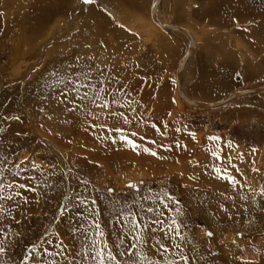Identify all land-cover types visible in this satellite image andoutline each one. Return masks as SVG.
Here are the masks:
<instances>
[{
    "label": "rangeland",
    "instance_id": "374dc122",
    "mask_svg": "<svg viewBox=\"0 0 264 264\" xmlns=\"http://www.w3.org/2000/svg\"><path fill=\"white\" fill-rule=\"evenodd\" d=\"M51 1L58 9L49 25L43 24L48 36L30 40L32 47L42 41L48 53L62 45L71 49L76 47L72 37L87 32L93 39L92 34H100L95 47L106 52L93 51L101 58L92 69L98 80L92 79L81 102L79 82L70 81L78 92L68 82H35L47 65V53L43 63L35 51L17 58L15 13L8 22L0 14V264H97L86 253L85 228L92 239L106 242L121 264L130 256L137 264H147L144 256L159 264H184L181 251L188 264H264V93L215 110L187 107L177 95L176 80L187 41L155 27L151 8L156 0ZM251 15L264 22V0L163 1L160 20L196 38V56L183 80L191 99L215 103L264 86V42L250 31L258 22ZM105 18L110 27L103 26ZM156 37L164 43L156 44ZM213 48L231 51L224 58ZM132 85L140 97L132 95ZM95 91L114 106L97 108L105 114L111 110L112 117L93 124L86 116L93 109L85 102ZM118 129L139 147L121 142ZM230 177L237 183H230ZM81 200L86 203L80 205ZM122 208L137 213L142 226L148 223L142 232L145 244L133 239L135 233L120 243L128 232L117 220L123 218ZM157 220L163 223H153ZM169 226H178L184 239H171ZM157 239L181 248L158 252Z\"/></svg>",
    "mask_w": 264,
    "mask_h": 264
},
{
    "label": "bare ground",
    "instance_id": "6f19581e",
    "mask_svg": "<svg viewBox=\"0 0 264 264\" xmlns=\"http://www.w3.org/2000/svg\"><path fill=\"white\" fill-rule=\"evenodd\" d=\"M56 1V0H54ZM163 1L164 0H161L160 1V4L158 6V12H157V17H158V22H160L161 24L165 25V26H168V27H175V28H179V29H183L185 31H187L193 38L194 40V48L192 50V53L190 54L189 56V59L187 60L184 68H183V74H182V78L179 82L178 80V77H177V71H176V80H177V95L179 97V99L184 103L185 106L187 107H190V108H193V109H197V110H215V109H219L223 106H225L226 104L232 102L234 103L236 100H239V99H248V98H251V96H255V95H259V94H263L264 93V90L259 92V93H255V92H251L253 90H257V89H261V88H264V86L262 87H257V88H252V89H245L243 91H236L235 93L231 94L228 98L222 100V101H218V102H223L220 106H217V107H201V106H197L195 105L194 103H203V104H206V105H212V104H215V103H218V102H215V103H206V102H199V101H196L194 99H191V97H189L186 93H185V90H184V83H183V80H184V74L186 73V71L188 70L190 64L193 62L195 56H196V50H197V44H196V38L194 36V34H192L190 31L182 28L181 26H171V25H167V24H164L161 20H160V17H159V11L161 9V5L163 4ZM156 2V1H155ZM155 2L153 3V6L151 8V18H152V22L154 23L155 27H157V29H160L161 31H165V32H169L170 34H173V35H181L182 38H184L186 41H187V50H186V54L189 50V47H190V44H191V39L188 35H186L185 33H182V32H174V31H171L169 29H164L162 28L154 19H153V16H152V10H153V7L155 5ZM56 3V2H55ZM53 1L51 0H11V4H9L8 2H5V0H0V14H4L6 15L5 19L7 20L8 22V15H11L13 12L15 13V19H16V23H18V30L19 32L16 33V46H15V50H16V53H17V58H21L23 57V53L26 54L27 50L28 52L29 51H35L37 52L36 55L39 56V59L42 57V63H43V55L44 53H47V56H48V59H47V65L43 68L42 72L36 77H34L33 79L35 80L36 83H40L42 81H47L50 82V81H56L58 83H66L65 85H67V82L68 84H70L71 82L70 81H74L75 83L79 82L81 84H87L88 87H82V92L83 95L87 92V91H90L88 90L89 86L91 84L94 85V81L97 79L98 80V77H94L93 76V71L92 69L95 71V69L97 68V66L94 64L95 60H100L101 58L100 55L98 56V58L96 57L97 54H93V51H95L96 53H99L101 52V48L100 47H95V45H100V34H92L94 39L87 33V32H84V33H80L79 35H76L74 38L72 37V40L75 41V44L73 46H76V47H72L70 49L71 46H61V49H51V52H49V46L45 45L42 41L40 42L39 45H37V47H32L33 46V43L32 41L30 40H33V39H36V41L38 40V38L40 39L41 35H46L48 36V31L49 29H46L44 27L43 24L47 23L48 24V20L49 22L51 21L52 17H54V15H52V13H54V11L58 8H56V4H55ZM55 5V6H54ZM55 8L54 10H52L51 8ZM51 9V10H50ZM57 13V12H56ZM55 13V14H56ZM60 13V12H59ZM250 16V15H249ZM252 17H254L255 19H257L258 22H252L253 23V27H255L254 29L255 30H250L251 33L253 31V35L254 37L259 40V41H262L264 42V22L261 21V17H255L254 15H251ZM245 17V15L243 16ZM251 17V18H252ZM59 18H60V15H59ZM56 19V18H55ZM62 20V18H60ZM227 19V18H226ZM229 22V21H228ZM59 24V23H58ZM230 24V23H229ZM250 24V23H249ZM248 24V25H249ZM41 25V28L38 29V27ZM49 25V24H48ZM109 22L108 20L105 18V21H104V25L103 26H109ZM224 25V24H223ZM60 26V25H59ZM58 26V28H59ZM110 27V26H109ZM74 28V27H73ZM110 29V28H109ZM228 29V28H227ZM51 30V29H50ZM72 30V29H71ZM64 33V32H63ZM28 34V38L26 37V35ZM23 37H26L27 40L29 41H26L23 39ZM50 38H53L52 40H56L57 38L55 37V35H53V33H51L50 35ZM157 38V37H156ZM96 39V40H95ZM51 40V41H52ZM164 39L163 38H157L155 40L156 44H161L164 43L163 41ZM34 41V40H33ZM48 41V40H47ZM247 41V40H246ZM254 41V40H253ZM54 42V41H53ZM53 42H51V45L53 44ZM48 43V42H47ZM247 43V42H246ZM29 48L31 50H29ZM99 48L97 51L96 49ZM25 49V50H24ZM95 49V50H94ZM215 53H220L222 57L226 58L227 56H229V52L231 51L230 49L227 48V51H225L226 48H223V53L216 49V48H213ZM102 51H105V50H102ZM27 52V53H28ZM94 52V53H95ZM106 52V51H105ZM185 54V55H186ZM15 55V54H14ZM184 55V56H185ZM151 56V55H150ZM183 56V57H184ZM107 59V58H106ZM108 60V59H107ZM183 60V58H182ZM181 60V62H182ZM109 61V60H108ZM107 61V62H108ZM17 62V61H16ZM106 62V60H105ZM181 62L179 63V66L181 64ZM42 63L40 62V65H42ZM110 64V63H109ZM230 65V64H229ZM233 65V64H232ZM179 68V67H178ZM12 69V68H11ZM178 70V69H177ZM85 73H87V77L84 75ZM28 77V76H27ZM107 77V76H106ZM26 78V76H25ZM94 78V79H93ZM92 79L94 81H92ZM98 82V81H96ZM109 82V81H108ZM111 84V83H110ZM130 84V83H129ZM70 86L73 88V90L71 91H76V89L74 88V86H72L70 84ZM132 95L136 98L140 97L139 96V93H138V90L136 91L135 88H136V85H132ZM93 87V86H92ZM57 90V89H56ZM182 90V91H181ZM108 91V90H107ZM183 93V97L181 95V93ZM250 91V92H249ZM96 92V91H95ZM242 92H246V94H242ZM74 93V92H73ZM90 93V92H89ZM88 93V94H89ZM138 93V94H137ZM94 94V93H93ZM75 95V94H74ZM80 95V94H79ZM132 95L130 96L131 100H133L132 98ZM71 96H72V93H71ZM67 97V96H66ZM94 98L91 99L90 102H85V105H86V108L87 109H93V111L89 112L86 116L88 117V119H90V121H93L92 123L94 124L96 120H99V119H107V118H111L112 115L110 114L111 113V110H108L110 111V113H100V111L97 109L100 107H104L103 104H99V103H102L101 101H97L96 98V95L94 96ZM69 99V97H67ZM73 99V98H72ZM92 100H95L96 102L95 103H92ZM139 100V99H138ZM187 100L189 101H192L194 102L193 104L189 103ZM61 101V100H60ZM66 101V100H65ZM118 101V99H117ZM82 102V101H81ZM103 103L104 104H107L108 108L109 107H113V106H110L111 105V100L110 98H103ZM183 103H180L181 105ZM63 104H59V106ZM66 105V104H65ZM82 105V104H81ZM97 105H101V106H97ZM142 105V104H141ZM120 106V105H119ZM183 106V105H182ZM64 107V106H63ZM106 107V108H107ZM107 108V109H108ZM124 108V107H123ZM67 109V107H66ZM81 109H84V108H81ZM105 109V108H104ZM117 109V108H116ZM75 110V109H74ZM85 110V109H84ZM122 110V109H120ZM82 111V110H81ZM80 111V112H81ZM119 111V110H118ZM65 112V111H64ZM80 112H78L80 115ZM88 112V110H87ZM63 113V112H62ZM66 113V112H65ZM116 112H114L115 114ZM69 114V113H68ZM113 114V115H114ZM123 114V113H122ZM73 112H72V114ZM83 115V114H82ZM117 115V114H116ZM111 116V117H110ZM66 117V116H65ZM81 117V116H80ZM84 117V116H83ZM119 118L121 119H124L126 120L125 118L123 117H120L118 115ZM82 121L84 122V120L82 119ZM127 121V120H126ZM81 122V121H80ZM114 120H109L107 121V123H113ZM87 124V123H86ZM102 124V123H101ZM83 125V124H82ZM92 125V124H91ZM103 125V124H102ZM105 125V124H104ZM111 125V124H110ZM89 127V126H88ZM97 127H98V123H97ZM110 127V126H109ZM90 129V127H89ZM111 129V128H110ZM95 131V130H93ZM107 132V131H106ZM105 132V133H106ZM176 132V131H175ZM174 132V133H175ZM69 133V132H68ZM96 133V132H95ZM92 134V133H91ZM98 134V133H97ZM108 134V133H107ZM109 135V134H108ZM96 137L98 138H101V134L97 135ZM109 137V136H108ZM187 137H192V136H187ZM187 137H185V141L187 139V141L189 140ZM193 138V137H192ZM103 140V138H101ZM101 140V141H102ZM98 141V140H97ZM100 141V139H99ZM104 141V140H103ZM194 141V140H193ZM195 142V141H194ZM99 144V142H98ZM189 144V142H188ZM177 145V143H176ZM102 146V145H101ZM193 148V147H192ZM181 150V149H180ZM183 150V149H182ZM182 153V152H181ZM162 154V153H161ZM167 154V152H166ZM200 154V153H199ZM202 152H201V156H202ZM207 154V153H206ZM163 155V154H162ZM204 155V154H203ZM158 157V155H157ZM207 157L208 154H207ZM166 158V155L165 157ZM206 156L203 158L205 159ZM157 159V158H156ZM207 159V158H206ZM194 161V160H193ZM201 161V160H200ZM198 162V161H197ZM196 162V163H197ZM204 162V161H203ZM211 162V161H210ZM202 163V161H201ZM183 164V163H182ZM213 164V163H212ZM212 164H209V165H212ZM223 164V163H222ZM178 165V163H177ZM204 166V165H203ZM198 168V167H197ZM192 169V168H191ZM214 169V168H213ZM179 170V169H178ZM204 171V170H203ZM194 172V171H193ZM208 173V172H206ZM204 174V173H203ZM212 174V173H211ZM209 175V174H208ZM215 175L212 174L211 177H214ZM217 177V176H216ZM224 177V176H223ZM206 178V177H205ZM222 182V181H221ZM225 185H228L230 186L229 184H226L225 182H223ZM133 187L135 186V184H129L128 187ZM138 189V188H136ZM241 193V192H240ZM239 198V197H238ZM242 198V197H241ZM241 198L237 199L239 200L240 203L243 204V202L245 203V199L242 200ZM232 200V199H231ZM236 200V202L238 203V201ZM223 201L224 198H223ZM226 204L228 203L227 201H225ZM233 202V200L231 201ZM235 203V202H233ZM232 204V203H230ZM236 204V203H235ZM239 204V203H238ZM237 205V204H236ZM247 205V203H246ZM229 206V205H228ZM234 206V205H233ZM238 208V207H237ZM260 214V213H259ZM258 215V214H257ZM224 216V215H223ZM210 233V234H209ZM207 236L208 237H211V232L208 231L207 232Z\"/></svg>",
    "mask_w": 264,
    "mask_h": 264
},
{
    "label": "snow or ice",
    "instance_id": "6c2138e0",
    "mask_svg": "<svg viewBox=\"0 0 264 264\" xmlns=\"http://www.w3.org/2000/svg\"><path fill=\"white\" fill-rule=\"evenodd\" d=\"M93 2H94V0H84V3H93ZM84 75L87 77L88 74L85 73ZM79 87H88V85L87 84H81ZM79 87H77V89H76L77 92L79 91ZM86 97H87V93H85L83 96H79L78 98L81 101H83V100H85ZM96 99H99L102 102L103 106L107 107V104L103 103V97L100 95L99 91L96 92ZM71 102H74V101H70V103ZM95 102H96L95 100H92V103H95ZM113 102H115V99L113 100ZM62 103H63V101H62ZM97 106H101V105H97ZM69 110L72 111L73 109H69ZM15 119H19V117H15ZM117 131L119 133H121V135L119 137L121 142L129 144L133 148V150H135L137 147H139L135 143L134 140L130 139L129 136H126V135L122 134L123 133L122 129H118ZM131 135L135 136L136 133H132ZM212 139L213 140H218L219 138L213 137ZM112 142L115 143L116 140L113 138ZM177 146H179V145H177ZM145 151H148L149 154H151V155H156L155 152H151L149 149H145ZM212 154L217 159H221V157L218 156V154L216 152H213ZM215 171H217L218 173L221 172L220 169H215ZM225 171H226V169H225ZM0 182H2V178H0ZM229 182L233 183V184L237 183L235 177H230L229 178ZM20 187L21 188H25L27 191H34V189L27 188L26 185H23V184H21ZM109 191H112V190H109ZM169 199H172V198L169 197ZM85 203H86L85 200H81L80 201V205H84ZM92 203L95 204V201L93 200ZM174 203L175 204H179L180 202L179 201H174ZM78 206L79 205H77V207ZM139 207H140V211H144L143 205H140ZM164 207L168 208V205L165 204ZM147 211L153 212L154 210L152 208H149V209H147ZM155 211H159V210H155ZM169 211H171V209H169ZM120 212H121V216L123 218L121 219L118 216L117 220H118L119 223H121L122 226H126L127 229H128L127 233H122L121 234L120 243L123 244L125 235L135 233V235L133 236V239L136 240L137 243H139L141 245L145 244L146 240H145L144 236L142 235V232H143L144 229H146L148 227V223L144 222L143 226H142L141 223L137 220V213H134V212H132L130 210L125 212L124 209L122 208L120 210ZM93 214H95V213L93 212ZM159 214L163 215V212H160ZM153 223H163V221L157 220V221H153ZM172 224L173 225L177 224V221H176L175 218L172 219ZM99 227H100L99 225H95L96 229H99ZM169 228H170L169 235H170L171 239L175 240L177 237H179L180 240L184 239V237L180 234V230H179L178 226L174 227V228L169 226ZM172 234H174V235H172ZM100 235L103 236L104 235L103 232H101ZM82 236H83V238L85 240L86 253L89 256H91L92 259L97 262V264H105V260H107L109 262H114V264H121V262L117 260L116 255H114L113 252L109 249V245L106 242H104L103 240L92 239L91 235L89 233V230L87 228H85L83 230ZM49 243H51V241H49ZM102 243L104 245L103 248L100 247V245ZM156 245H159V248L157 249V251L160 252L162 250L163 253L169 252L170 247H175L177 249L181 248L180 243H174L171 246H165V244L162 241H160L159 239L156 240ZM117 247H119V245H117ZM132 247H136V244H133ZM154 247H155V245H154ZM34 250H35V246H34ZM105 250H107V251H105ZM61 251H63V249H61ZM3 252H4V249L0 248V253H3ZM44 254H48L47 249L44 250ZM120 255H125V253L121 252ZM180 259L184 261V264H188V258H187V256L184 255L183 251H181V253H180ZM141 260L142 261L146 260L147 264H159L158 261L150 260L146 256L141 257ZM50 264H55V261L50 262ZM124 264H137L136 257L130 256L129 259L124 262ZM168 264H178V262L174 261V260H170V261H168Z\"/></svg>",
    "mask_w": 264,
    "mask_h": 264
},
{
    "label": "water",
    "instance_id": "95a60500",
    "mask_svg": "<svg viewBox=\"0 0 264 264\" xmlns=\"http://www.w3.org/2000/svg\"><path fill=\"white\" fill-rule=\"evenodd\" d=\"M160 1L161 0H156V2H155V5H154V7H153V10H152V16H153V19L162 27V28H164V29H169V30H171V31H174V32H182V33H185L186 35H188L189 37H190V39H191V44H190V47H189V50H188V52H187V54L183 57V60H182V62H181V64H180V66H179V68H178V70H177V77H178V80H179V82H180V80H181V78H182V74H183V68H184V66H185V64H186V62H187V60L189 59V56H190V54L192 53V50H193V48H194V40H193V38H192V36L187 32V31H185V30H183V29H179V28H175V27H168V26H165V25H163V24H161L160 22H158V17H157V12H158V6H159V4H160ZM239 78V77H238ZM264 90V88H261V89H255V90H253V91H251V92H255V93H259V92H261V91H263ZM182 91V90H181ZM181 91H180V93H181ZM250 92V91H249ZM244 95V94H246V92H242L241 93V95ZM181 95H182V97H183V93H181ZM189 103H191V104H193L194 102H192V101H189V100H187ZM222 103H224V101L223 102H218V103H215V104H212V105H206V104H203V103H194L195 105H197V106H201V107H208V108H210V107H217V106H220ZM210 234V233H209Z\"/></svg>",
    "mask_w": 264,
    "mask_h": 264
}]
</instances>
